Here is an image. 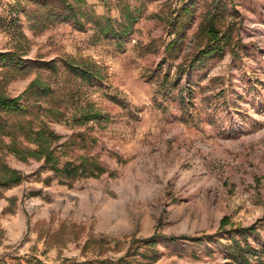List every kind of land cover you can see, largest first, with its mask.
I'll list each match as a JSON object with an SVG mask.
<instances>
[{"label": "rangeland", "instance_id": "374dc122", "mask_svg": "<svg viewBox=\"0 0 264 264\" xmlns=\"http://www.w3.org/2000/svg\"><path fill=\"white\" fill-rule=\"evenodd\" d=\"M87 1L98 16L114 21L126 7L135 11L134 32L117 40L73 23L35 32L24 14L31 1L0 0V52L19 45L25 59L60 66L56 74L34 72L13 81L7 93L19 96L36 78L65 88L73 97L70 113L63 121L46 118L61 137L58 144L66 145L61 165L88 155L109 171L71 184L47 182L54 174L44 161L8 155L9 166L26 178L0 190V257L8 264L31 258L99 264L161 234L207 238L200 244L161 239L155 264H231L224 252L228 239L252 225L257 231L249 243L264 247V0H223L220 26L230 28L231 45L200 75L186 72L181 80L180 61L159 67L175 37L168 35V20L178 0ZM197 2L185 59L205 43L199 27L215 6L214 0ZM65 63H86L97 76L84 81ZM86 105L102 118L72 122L74 109ZM225 217L228 232L218 233Z\"/></svg>", "mask_w": 264, "mask_h": 264}, {"label": "trees", "instance_id": "16d2710c", "mask_svg": "<svg viewBox=\"0 0 264 264\" xmlns=\"http://www.w3.org/2000/svg\"><path fill=\"white\" fill-rule=\"evenodd\" d=\"M15 1L16 3L32 2L33 6L29 10L24 9V14L35 32L44 31L59 23H73L74 27L81 31L85 30L87 25H91L96 30L97 36L112 35L120 40L134 32L135 24L139 19L135 11H131L128 7L124 9L120 21L98 16L87 0ZM178 2L180 7L170 12L168 20L170 30L168 35L175 37L167 44L166 57L159 67L167 61L172 63L180 61L176 66L179 80H181L186 72L200 75L210 62L223 58L226 49L231 45L232 32L229 27L222 30L220 26V22L226 17L227 2L214 0L215 6L204 14L199 27L200 35L205 39V43L199 45L190 58L185 59L182 57L183 47L194 25L198 2L197 0H178ZM22 40H26L23 34ZM25 56L26 52L20 49L19 45L12 50L0 52V190L16 187L26 178L21 171L9 166L6 161L8 155H13L24 162L30 159L44 161L45 167L54 174L47 179V182L52 178H58L61 184H71L79 179L99 178L107 174L108 168L98 158L88 155L67 160L64 165H61L62 158L66 154L63 151L66 145L58 144L61 137L51 128L46 118L52 121H63L70 113L68 100L73 97L65 88L58 87L54 90L40 78H36L19 96H10L7 93V86L17 79L27 77L34 72L47 71L56 74L60 70L57 60H28ZM65 66L84 81H90L93 76H97L93 68L90 69L86 63L83 66L65 63ZM177 84L180 82L177 81ZM74 111L71 121L78 125L99 121L102 118L101 113L89 105L75 108ZM230 224L229 217L223 218L218 233L228 232L225 228ZM256 231L257 225L239 227L236 232L232 229L235 233L231 234L228 239L230 243L225 246L226 260L231 264H264V247L254 248L249 243V235ZM238 236L240 239L237 238ZM204 238L154 234L138 241L143 244L137 245V251H128L116 260L104 259L99 261V264H155L161 258L157 248L159 240L164 239L171 243L189 241L200 244ZM141 249L143 251H140ZM101 255L100 251L98 256ZM140 258L148 262L143 263L139 261ZM0 264L8 263L0 257ZM26 264L47 263L31 258L26 261ZM58 264H93V261L78 262L64 259Z\"/></svg>", "mask_w": 264, "mask_h": 264}]
</instances>
